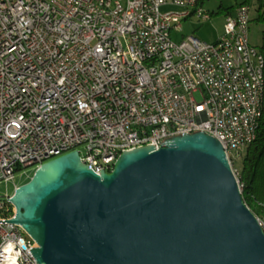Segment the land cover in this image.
I'll return each instance as SVG.
<instances>
[{
  "label": "built area",
  "instance_id": "obj_1",
  "mask_svg": "<svg viewBox=\"0 0 264 264\" xmlns=\"http://www.w3.org/2000/svg\"><path fill=\"white\" fill-rule=\"evenodd\" d=\"M202 3L0 0V182L72 151L109 173L122 152L200 131L228 159L252 143L264 58L249 44L251 6L227 13L213 43L173 42L181 22L210 18ZM10 196L0 197V264H38L37 245L9 222Z\"/></svg>",
  "mask_w": 264,
  "mask_h": 264
},
{
  "label": "water",
  "instance_id": "obj_2",
  "mask_svg": "<svg viewBox=\"0 0 264 264\" xmlns=\"http://www.w3.org/2000/svg\"><path fill=\"white\" fill-rule=\"evenodd\" d=\"M221 144L200 132L120 154L95 174L77 151L8 198L38 264H264V233Z\"/></svg>",
  "mask_w": 264,
  "mask_h": 264
},
{
  "label": "rangeland",
  "instance_id": "obj_3",
  "mask_svg": "<svg viewBox=\"0 0 264 264\" xmlns=\"http://www.w3.org/2000/svg\"><path fill=\"white\" fill-rule=\"evenodd\" d=\"M244 1H247V4L251 6V20L249 21L248 29L249 44L258 50L264 45V22L257 20L258 11L256 9L261 5V11L264 10V0H203L201 4L202 9L210 15V18L206 21H199L194 17L185 20L181 22V31H173L170 38L173 42H179L181 38H183L182 36L193 35L200 40L213 43L223 33V22L226 12H232L236 4H241ZM194 95L197 99L200 98L199 93H195ZM77 149L79 151L83 150L82 146H78ZM244 150V148L239 149V153H243ZM234 164L235 163L230 160L231 167ZM34 171V167H28L16 172L13 181L8 183L0 182V197L4 196L6 193L12 195L14 185H22V183L33 175ZM26 238L28 237L26 236Z\"/></svg>",
  "mask_w": 264,
  "mask_h": 264
},
{
  "label": "trees",
  "instance_id": "obj_4",
  "mask_svg": "<svg viewBox=\"0 0 264 264\" xmlns=\"http://www.w3.org/2000/svg\"><path fill=\"white\" fill-rule=\"evenodd\" d=\"M239 5L249 6L247 1L236 4L235 7ZM256 10L257 20L264 22V10L261 11V5ZM258 50L264 58V45ZM258 128L256 139L244 148L243 153L229 155V160L235 163L231 169L236 171L239 184L242 185L243 202L256 218L264 219V102ZM29 179L22 184L27 183ZM8 207L9 213L12 214L11 206Z\"/></svg>",
  "mask_w": 264,
  "mask_h": 264
},
{
  "label": "crops",
  "instance_id": "obj_5",
  "mask_svg": "<svg viewBox=\"0 0 264 264\" xmlns=\"http://www.w3.org/2000/svg\"><path fill=\"white\" fill-rule=\"evenodd\" d=\"M229 13V12H228ZM189 20V19H188Z\"/></svg>",
  "mask_w": 264,
  "mask_h": 264
}]
</instances>
